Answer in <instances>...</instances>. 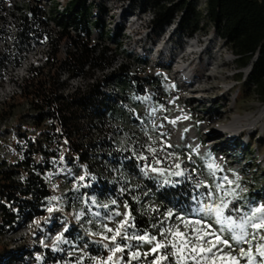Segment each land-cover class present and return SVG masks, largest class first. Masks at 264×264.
<instances>
[{"label": "trees", "instance_id": "16d2710c", "mask_svg": "<svg viewBox=\"0 0 264 264\" xmlns=\"http://www.w3.org/2000/svg\"><path fill=\"white\" fill-rule=\"evenodd\" d=\"M138 1H143V4H138ZM198 1L133 0L132 2L133 8L138 4L140 10L153 12L152 26L159 32L164 31L169 25L176 24L180 36L194 38L198 33L207 34L213 29L235 54L241 67L248 65L253 67L249 81L256 86L258 95L264 100V0H203V7L198 6ZM50 11H52L50 18L45 15L43 24L48 26V23L53 21L55 26L60 27L59 31H40L36 26L39 20L35 9L28 8L26 14L22 16L21 28L13 37L15 49L12 57L15 58V62L17 63L23 52L29 50L35 42H39V39H51L55 50L59 49L63 40L69 39L79 49L75 54L70 53V57L63 61L62 66L69 68L74 75L84 73L83 69L89 63L91 77L95 75L96 70L103 71L107 63L106 52L109 47L106 44L95 43L91 37L94 29L104 31L105 24L102 18L91 23L93 10L91 6H87V0H75L62 14H58L56 9ZM71 29H75L78 35L74 37ZM3 32L4 30L0 29V33ZM80 33L86 35L84 39ZM5 60L6 58L2 57L0 65ZM126 66L127 64L121 67L120 74H113L93 85L92 98L88 95L60 96L55 85L57 83H54L50 73L35 70L33 76L27 80L23 97L30 107L28 114L32 113L34 123L24 127L21 122L22 128L16 131L13 144L10 146L12 159L0 161L1 239L12 231L19 230L26 223H33L35 219L45 216L50 207L56 206L58 198L61 199L62 208L66 210L64 212L59 210L56 215L65 218L67 223L71 222V218L66 213H70V207L74 205L78 211L85 209L94 223L99 222L103 225L109 219L112 209L110 204L116 198L130 208L135 222L134 234L149 236L155 234V227L160 223L158 214L161 212L165 214L174 212L183 219H202L207 217V212L200 209L209 204H220L223 199L228 204L224 210L225 217H230L239 223L240 217L250 214L256 207L258 201L256 194L253 192L244 194L242 188L229 186L222 179V172L210 173L213 182L211 186L196 187L189 184L185 176L176 175L171 176L165 183L148 181L140 171L138 172V161L131 153L122 149L110 151L104 160L111 159L122 170L144 177L146 183L144 188L132 185L121 191L119 187L107 181L99 182L93 191H90L91 186L81 187L69 189L63 195L53 188L54 180L50 175L62 169L64 164L70 168L73 162L88 159L86 149L89 147L97 150V146L102 145L105 146L104 149H109L112 145L106 135L98 142H95L94 138H88L87 143L82 142L80 139H87L88 136L84 130L83 120L86 119L89 124H94L97 128H105L107 120L116 123L128 121L129 116L124 111L127 110L125 105L119 103L111 105L96 100V96L100 94L99 85L114 77H117L127 90L138 89L139 86L132 84L131 71ZM4 117L0 114V120ZM96 121L98 123H95ZM128 122L144 131L148 125L147 121L136 120L133 115ZM110 150H113V147ZM99 158L103 159L102 157L96 159ZM90 182L92 180L87 178L85 185ZM217 185H223V190L218 189ZM232 188L236 190L231 191ZM141 189L150 190L151 195L156 193L164 203L163 207L161 209L146 207L145 214L141 213L140 204L145 198ZM225 191L232 194L225 196ZM92 199L101 207L95 206ZM105 204L111 208L103 207ZM219 228L220 225L217 224V231ZM247 231L251 233L253 229L249 228ZM60 236H62L61 241L55 240L50 247L41 249L40 256L35 257L34 264H62L60 249L70 241V236L71 240L75 241L78 233L76 228L72 227ZM224 236L228 237L229 233L225 231ZM135 245L136 242L132 244L134 247ZM170 251H173L170 247L163 248L160 255ZM90 252L95 256L103 254L101 247L97 246H90ZM252 255L255 257L253 264H261L259 261H264L257 251H252ZM13 257V251H10L8 246L0 244V264H3L5 259L10 262ZM120 258L118 255L115 256L113 259L115 264H120L121 261L124 264L127 262L144 264L153 259L152 257L133 259L130 255ZM65 259V264L94 263L83 256L78 262L70 257ZM40 260L43 262L40 263ZM166 264H176L175 256L168 255Z\"/></svg>", "mask_w": 264, "mask_h": 264}, {"label": "rangeland", "instance_id": "374dc122", "mask_svg": "<svg viewBox=\"0 0 264 264\" xmlns=\"http://www.w3.org/2000/svg\"><path fill=\"white\" fill-rule=\"evenodd\" d=\"M10 1L8 7L11 10L22 2L28 4L29 0ZM106 1L107 6L113 9L112 22H115L122 12L132 15L128 23L127 20L122 23L124 27L122 34L127 49L126 54L130 56L127 58L126 67L131 71L132 84L139 87L135 91L132 88L128 90L129 100L124 104L127 109L124 111L129 116L128 121L133 115L134 119H139L141 122L147 121L148 125L145 132L139 131V128L130 125L128 121L111 122L109 123L110 127L107 125L105 128L95 126V142L104 139L105 135V137H108L109 134L115 136V146L133 155L139 163L138 172L140 171L148 181L165 183L173 176L172 173L182 172V175H176L181 177L184 176L185 170L192 167L195 172L203 173L212 185L210 173L222 172L223 177L226 176L228 180L233 181L231 185L228 184L229 186L242 188L244 194L255 193L258 198L256 207L264 205V118L257 125L256 130L246 129L236 137L227 133L226 135L225 133H220L217 136L212 135V132L217 131L220 125L229 123L235 115L254 114L256 117L260 116L264 109V100L258 95L256 86L249 81L253 67L251 65L241 67L235 54L213 29L207 34L201 32L194 38H186V42L185 38H180L177 33L178 25H169L162 32L154 29L149 23L151 17L143 15L138 7V4H143V1H138L135 8H132L134 3L131 0ZM33 2L34 0H31V3ZM198 4L199 7H203V0H199ZM37 6L40 7L39 14H42L43 18L45 15L50 18L51 3L39 0ZM48 24V26L44 25L46 26L44 31H54L52 22ZM199 40L204 46L211 44L209 47L211 51L207 50L201 59L199 55L196 59L194 57L186 58V63L177 58V54L185 52L188 49L187 46H191ZM180 42H183L182 46ZM173 49L175 54L170 53ZM30 53L29 55L44 58L47 48L34 46L33 52ZM208 63H214L213 66H217V69L215 70ZM184 68H188V71L192 73L193 86L189 83L190 78L185 79ZM247 69H249V73L246 72ZM55 74L56 72L53 71L52 75ZM10 91L11 89L5 84L0 86V99ZM199 99H204V102ZM26 101L24 97H16L5 102L0 114L5 117L17 116L18 118L15 119L14 124H11V130L15 129V125L21 124L24 116L28 114ZM107 122L109 121L107 120ZM97 147L96 158H107L110 152L104 150L105 146ZM5 148L11 151L10 147L6 146ZM149 148L155 149V152L149 151ZM141 157H146V159ZM177 164L180 165L179 169L175 167ZM209 165L215 167L210 168ZM152 168L158 171H152ZM68 172L72 171L64 164L62 169L50 175V178L54 180L53 188L60 195L67 191L66 183L60 177ZM83 180L84 178L78 179L77 182H79L76 183L74 189ZM94 183L95 181L82 187H92ZM145 185V181L142 180L139 187L144 188ZM135 187L137 186L135 185ZM235 188H232L231 191L236 190ZM92 200L95 206L101 207L96 204V200ZM55 205L49 208L51 211L47 210L49 216L46 214L35 219L33 223L28 222L19 230H14L4 238H0V244L8 246L14 256L10 262L5 259L3 264L6 262H8L7 264H34L35 257L40 256L41 249L50 247L49 233L51 231L48 228L57 217V211L64 212L66 210L62 208L60 198L56 200ZM103 207H112L109 219L104 222V225L101 223V227L97 231L88 233L93 246L101 247L103 253L96 264L113 256L111 250L115 247L110 239H103L104 236L111 237L112 235L105 230L104 226L115 229L122 221L115 215L119 211L116 210L114 204L111 207L105 204ZM70 208V213L67 212L66 215L71 218V222L68 223L66 231L76 225L74 223L79 212L74 205ZM172 213L171 217L163 212L158 214L160 223L155 227L157 240L165 241L167 235L165 229L176 230L179 228L189 237L193 236V228L197 225L193 223L185 227L183 221L200 220V226L211 225L209 230H217L214 215L206 213V218H186L182 221L181 217ZM125 230L129 236L134 234L133 222L130 218L128 224L125 225ZM253 231L255 230L253 229ZM261 234H264V229L261 230ZM223 238L227 239L228 237L223 236ZM134 242L137 243L135 247L132 246ZM229 242L233 245L234 250L231 254L234 256L238 254L240 247H243L245 252L250 248L247 243L240 246L235 245L231 240ZM263 243L264 240H260L259 237L252 240L251 251H256V248ZM116 244H120L124 251L115 253L113 259L116 255L121 257L120 259L132 256L133 251L140 252V257L137 259L152 257L153 259L150 261H156L161 256V249L157 253L146 256L145 253H150L152 245L135 239H124L123 233L117 237ZM228 251L229 249L224 247V252ZM16 259L18 260L16 261ZM42 262L43 260H40V263ZM109 264H113V261H109ZM120 264H124V262L121 261ZM127 264L129 263L127 262ZM158 264H166V259L159 260ZM187 264H195V261L189 259ZM202 264H208V262L205 260ZM240 264H247L246 258H240Z\"/></svg>", "mask_w": 264, "mask_h": 264}, {"label": "built area", "instance_id": "2783aa9c", "mask_svg": "<svg viewBox=\"0 0 264 264\" xmlns=\"http://www.w3.org/2000/svg\"><path fill=\"white\" fill-rule=\"evenodd\" d=\"M9 1L10 0H0V29L4 30L3 33H0V59L2 57L6 58V60L0 65V86L5 84V86L7 85L8 88L11 89V91L6 94L4 98L0 99V113L4 108V104H6L5 102L15 99L16 97L24 96L25 84L27 80H29L30 77L33 76L35 70L42 71L47 74L50 73L51 75L53 74V71L56 72L54 76L52 75V78L55 81L54 83H57L55 85L57 88V93L60 96L65 95L67 97H73L76 95H88L92 98L93 85H97L99 81H102L103 79H106V77H110L113 74H120L121 67L127 64L128 54H126L127 49L124 44V35L122 34V29L124 28L122 23L126 20L128 23L130 16L132 17V15L123 14L122 12L120 17L117 18L115 22H112L111 14L113 12V9H110L107 6L106 0H87V6H91V9L93 10L91 23H95L97 20L102 18L103 23L105 24L104 31H102L101 29H94L93 35L91 37L92 40L95 41V43H100L103 45L106 44L109 47L106 52L107 63L103 71L96 70L95 75L91 77L89 63L85 65L83 69V71H85L84 73L74 75L69 70V68L62 66L63 61L67 60L70 57L69 54H75L79 49L77 48V46H74L72 42L69 41V39L63 40V42L60 44L59 49L57 50H55L54 43L51 41V39H39V42H35L32 47L29 48V50L23 52L16 63L15 58L12 57L15 49V42L13 37L21 28V18L24 14H26L28 8L35 9L38 12L39 22L36 24L38 29L43 32L46 26H44L43 24V15L39 14L40 7L37 6V2H39V0H34L33 3H31V0H29L28 4H24V2H22L19 5L13 7L11 10L8 7ZM45 1L51 3L52 7L49 9H56L58 14H62L66 12L68 5L73 3L75 0ZM132 1L133 0H131V2ZM140 11L148 18L151 17L149 23L152 26L154 17L153 12L143 10ZM50 22H52L51 25L54 27V29L56 31H59L60 27L55 26L53 21ZM71 34L74 37L78 35L75 29H71ZM80 34L82 35V39H84L86 35L83 33ZM54 39L55 38L53 37L52 40ZM34 46L47 48V54H45L44 58H38L34 55H29L31 54L30 52H33ZM113 46H115V48H113ZM257 58L258 55L256 59ZM99 86L100 94L96 96V100L98 102L109 103L111 105H115L116 103L124 105L126 104V101L129 100V97L127 96L128 90L124 87L123 83L117 77H114L109 81L102 82ZM26 108L28 109V111L30 110L28 104L26 105ZM15 119H18L17 116L4 117L0 120V161H2L3 159H12L13 157L11 152L8 151L5 147H10L13 144V140L16 136V131L22 128V126L19 124L15 125L14 130L10 129L11 124H14L16 122ZM33 123L34 118L32 117V113L28 115L26 114L22 121L23 126H29ZM82 123L84 125L85 132L88 133V136L87 139L82 138L80 140L84 143H87L88 138L95 139V127L94 124H89L86 119L83 120ZM109 123L111 122H107L108 127H110ZM138 130L141 132L144 131L140 129ZM111 132L112 131L110 129V133ZM114 139L115 136H113L112 134L108 135L107 140L111 142L112 145L110 148L112 149L113 147V150H110V148L104 150H106L107 152L120 150L118 146H115ZM86 151L88 153V159L73 162V165L70 166L72 172H68L66 175L60 177V179L66 183L67 191L69 189H74L76 183L79 182H77V180H81L83 178L85 181H81V183H79V186L77 185L75 189H79L83 185H85L86 178H90L92 182L95 181V184L90 188V191H93L96 186H98L99 182H110L111 184L119 187L121 191H125L127 187H130L132 185H139L141 181L144 180V177L142 176H137L136 174L127 170H122V168L116 166L111 159H108V161H105L101 158L96 159V149H92L91 147H89L86 149ZM91 157L94 158L92 159ZM184 176L189 184H192L196 187H201L202 185L211 186V184L209 183V179L205 177L203 173L195 172L192 167H189L187 170H185ZM142 191V194L145 196V198L141 201L140 204L141 213L145 214L144 209L146 207L157 209H161L163 207L164 203L160 198L157 197L156 193H154L153 196L151 195L150 190L142 189L141 192ZM112 204H114V207L116 208V210L118 209L120 213V215H118L117 217H119L123 221L125 219V214L130 212V208L125 207L116 198L111 202L110 205ZM130 219L131 222H133L132 214L130 216ZM74 224L76 225L73 228H76L78 236L74 241L71 240V235L69 238L70 241L67 242L65 247H62V249H60V254H62V264L66 263L65 257H70L75 262H78L82 256L86 259L92 260L94 262L93 264H96V261L102 255L95 256L90 252V246H93V243L91 242V238H89L88 233L97 231L98 228L101 227V223H94L89 217L88 212L85 209H81L78 212ZM67 225L68 223L65 218H62L61 216H57L51 222V225L48 228V230L51 231L49 233L51 244L56 240L57 236L65 234ZM134 226L135 222H133V227ZM153 236H155V234ZM97 247L99 246L97 245Z\"/></svg>", "mask_w": 264, "mask_h": 264}, {"label": "snow or ice", "instance_id": "6c2138e0", "mask_svg": "<svg viewBox=\"0 0 264 264\" xmlns=\"http://www.w3.org/2000/svg\"><path fill=\"white\" fill-rule=\"evenodd\" d=\"M187 118V117H185ZM174 123V121H173ZM151 152H155V149L149 148ZM142 159H146V157H141ZM159 163V161H157ZM177 169L180 168V165L177 164L175 166ZM209 167H215L214 165H209ZM152 171H158L155 168H152ZM163 174V172H161ZM173 175H182V172L172 173ZM227 184L231 185L233 181L228 180L225 176L222 178ZM217 188L223 190V185H217ZM225 196L232 194L229 191H225ZM127 207V205H125ZM228 207V204L221 200L220 204H209L205 208L200 209V211L207 212L209 215H214L215 223L220 225L219 230H209L211 229V225H201L200 220L196 221H183V218L180 219L184 222L185 227H188L190 224H195L197 227L193 228L194 235L189 237L186 233L181 232L179 228L176 230L165 229L167 235L165 236V241H159L155 236H149L147 234L144 235H136L133 234L129 236L127 231L125 230V225L128 224V220L131 216V213L125 214V219L119 222L118 226L113 229L109 228L106 225L105 230L109 233H112L111 237L104 236L103 239L111 240L115 247L111 250L113 256L117 252H123L124 248L120 246V244H116L117 237L121 236L123 233L124 239H135L142 242H146L151 244L150 253H145V255L157 253L160 249L170 247L174 251H170L165 255H162L157 258L156 261H150L149 264H158L159 260L167 259L168 255L175 256L176 264H187L189 259L195 261V264H202L203 261H207L208 264H240V258H246L247 264H253L255 257L252 255L251 251V243L252 240L257 239L259 237L260 240H264V234H261V230L264 229V205L259 207H255L251 210L250 214H245L244 216L239 218V223L236 220L225 217L224 210ZM51 211V209H49ZM115 215H120L119 212H116ZM173 215L172 212L168 213V216L171 217ZM254 229L255 231L249 233L247 229ZM227 231L229 236L227 239L223 238L224 232ZM164 235V233H161ZM57 241L62 240V236L56 237ZM234 242L236 245L242 246L247 243L250 245V248L247 252L240 247V251L237 255H232L233 245L229 241ZM223 246V247H220ZM107 247V245H105ZM224 247H227L229 251L227 253L224 252ZM258 255L264 258V244L259 245L256 248ZM132 258L137 259L140 257V252L133 251ZM113 256H109L106 261L102 262V264H109V261H113ZM115 264V261H113ZM264 264V261L261 262Z\"/></svg>", "mask_w": 264, "mask_h": 264}, {"label": "bare ground", "instance_id": "6f19581e", "mask_svg": "<svg viewBox=\"0 0 264 264\" xmlns=\"http://www.w3.org/2000/svg\"><path fill=\"white\" fill-rule=\"evenodd\" d=\"M200 42L201 41L199 40V41H197V43H195V44H193L191 46H187L186 48H188V49L185 52L182 51V53L180 55L177 54L178 55L177 58H180L181 61L183 60L185 62L186 58L190 59V58L194 57L196 59L198 57L197 55H199V57L201 59L203 54L207 53V50L211 51V49H209L211 44H208L207 46H204ZM182 45H183V43H182ZM174 51L175 50L173 49L172 51H170V53L175 54ZM193 62H191V64H193ZM208 64L213 66L214 63L213 64L212 63L211 64L208 63ZM213 67H214L215 70L217 69V66L214 65ZM190 71H192V70H190ZM246 72L249 73V69H247ZM191 74L192 73H190L188 71V68H184L185 79L190 78L189 79V81H190L189 83H191L192 84L191 86H193V83H192L193 80L191 78ZM263 118H264V109L261 111V114L258 117L254 116V114H247L245 116L235 115L229 121V123L224 124V125H220L219 128L217 129V131L212 132V135L213 136H215V135L217 136L220 133L221 134L227 133L229 135L231 134L234 137H236L240 133L244 132L246 129H250L252 131L256 130V128H258L257 125L260 124V122L263 121Z\"/></svg>", "mask_w": 264, "mask_h": 264}, {"label": "clouds", "instance_id": "9594fccd", "mask_svg": "<svg viewBox=\"0 0 264 264\" xmlns=\"http://www.w3.org/2000/svg\"><path fill=\"white\" fill-rule=\"evenodd\" d=\"M182 36H180V38H181Z\"/></svg>", "mask_w": 264, "mask_h": 264}]
</instances>
